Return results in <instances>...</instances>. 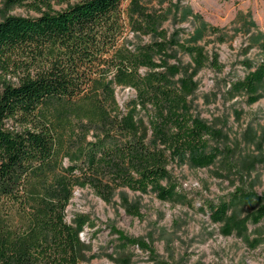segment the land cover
Listing matches in <instances>:
<instances>
[{
	"label": "trees",
	"instance_id": "trees-1",
	"mask_svg": "<svg viewBox=\"0 0 264 264\" xmlns=\"http://www.w3.org/2000/svg\"><path fill=\"white\" fill-rule=\"evenodd\" d=\"M124 1L0 0V8L26 2L39 13L0 21V264H78L79 234L88 221L67 225L61 203L72 198L75 187L88 186L107 200L119 188L171 199L174 185L162 184L171 180L170 163L203 168L218 155L210 142L219 134L194 118L188 105L197 87L193 78L208 62L203 48L174 42L192 65L191 74L175 80L181 71L166 62L173 41L160 31L161 17L148 15L140 0L123 9ZM53 4L66 8L56 12ZM126 25L159 42L133 51L119 46ZM203 34L197 31L192 42ZM259 48L255 70L230 83L233 94L245 93L250 102L264 81V41ZM211 65L220 69L216 55ZM141 68L147 70L143 76ZM113 86L136 93L124 115L108 108ZM83 123L100 133L82 144L78 162L63 170L55 144L63 152L75 138V124ZM243 197L253 202V196ZM255 203L258 222L264 202L256 198ZM229 207L211 205V218L222 221ZM113 231L125 244L151 251L142 240Z\"/></svg>",
	"mask_w": 264,
	"mask_h": 264
},
{
	"label": "rangeland",
	"instance_id": "rangeland-1",
	"mask_svg": "<svg viewBox=\"0 0 264 264\" xmlns=\"http://www.w3.org/2000/svg\"><path fill=\"white\" fill-rule=\"evenodd\" d=\"M129 2L124 1L123 9ZM140 3L148 15L161 17L160 31L166 35V41H173L165 59L181 71L175 80L191 74L192 65L190 56L176 48L174 42L203 48L208 62L193 78L197 87L188 98V105L194 118L220 135L210 142L218 155L213 164L203 168L170 163L171 180L162 184L174 185L171 199L163 200L153 191L119 188L107 200L88 186L75 187L72 198L61 203L67 225L75 228L78 221H88L79 234L82 247L78 250V264H264V218L253 221L259 212L256 198L264 202V81L255 101L250 102L245 93L235 95L230 90L231 82L253 72L260 61L264 0ZM53 5L56 12L66 8L65 4ZM9 15L35 18L39 13L26 2L1 6L0 21ZM197 31L204 33L203 38L193 43L191 38ZM154 42H159V38L126 25L119 46L133 51ZM214 55L219 70L211 65ZM160 61L161 57L156 56L155 62ZM139 73L143 76L147 70L141 68ZM112 77L109 73L107 80ZM113 88L114 102L108 97L103 100L108 99V108L124 115L136 93L131 88ZM138 118L144 120L149 141L147 117L141 112ZM99 133V129L86 123L75 124V138L66 149L57 152L55 144L54 154H58L62 169L74 166L82 144L94 142ZM244 194L253 196V202H246ZM47 199L51 204L60 203ZM221 202L230 204L229 211L222 221H215L210 207ZM113 229L142 240L151 251L125 244Z\"/></svg>",
	"mask_w": 264,
	"mask_h": 264
}]
</instances>
